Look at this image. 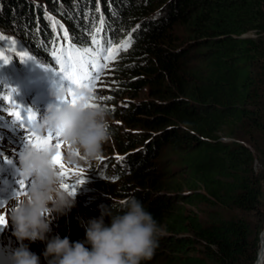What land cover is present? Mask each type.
Instances as JSON below:
<instances>
[{"label": "trees", "instance_id": "1", "mask_svg": "<svg viewBox=\"0 0 264 264\" xmlns=\"http://www.w3.org/2000/svg\"><path fill=\"white\" fill-rule=\"evenodd\" d=\"M53 17L82 47L132 38L106 109L121 122L110 124L112 140L129 149L120 164L128 199L165 231L146 264H254L264 229V0H0L3 31L44 58L58 41ZM127 93L147 98L116 108ZM177 175L176 193L162 196ZM82 224L61 238L85 241ZM30 244L47 264L45 243Z\"/></svg>", "mask_w": 264, "mask_h": 264}, {"label": "clouds", "instance_id": "2", "mask_svg": "<svg viewBox=\"0 0 264 264\" xmlns=\"http://www.w3.org/2000/svg\"><path fill=\"white\" fill-rule=\"evenodd\" d=\"M60 27L69 37L67 30ZM128 51H124L112 65L109 71L111 80L118 75L119 62ZM46 59L51 60V55ZM71 92L76 98L74 104L67 98L70 96L69 88L52 89L55 102L47 106L38 131L41 134L52 132L64 145L70 146V150L66 151L67 163L76 166L82 161L73 178L81 194L72 195L65 190L67 184L64 186L63 178L53 164L57 155L55 147L42 149L26 142L18 154L15 171L18 180L27 183L28 187L22 197L13 193L15 202L8 209L12 234L20 244L11 253V264H41L40 252L30 244L37 241L46 245L42 255L47 264H146L154 256L164 229L145 210L141 201L129 198L116 202L120 192H111L106 185H98L101 179L115 185L124 175L120 170L123 160L120 154L116 153L112 163L102 158L103 145L108 141L114 143L110 131L113 120L107 105L86 107L80 99L86 92L81 89H71ZM6 163L13 165L14 162L6 160ZM109 166L112 169L107 173L105 170ZM112 205H118V208L124 206L122 214H114ZM74 213L77 220L73 217ZM88 213L100 217L87 222L85 217ZM66 214L68 220L63 221L65 225L83 223L85 241L72 242L67 237L61 238L64 231L49 237L53 219ZM71 217L73 219L69 220ZM105 217H110V223L105 222ZM66 230V233L70 232V228ZM261 237L254 264H264V232Z\"/></svg>", "mask_w": 264, "mask_h": 264}, {"label": "rangeland", "instance_id": "3", "mask_svg": "<svg viewBox=\"0 0 264 264\" xmlns=\"http://www.w3.org/2000/svg\"><path fill=\"white\" fill-rule=\"evenodd\" d=\"M66 33V31H65ZM0 37L2 38V41L0 42V46L4 45L6 42L12 40L13 38L12 37H9L7 34H6V31L4 32L3 29L0 27ZM67 46H74V47H77L79 48L78 46H76L75 44H72L68 37L66 36H63L61 39H60V43L56 49V52L52 55V59L51 60H47L45 62H42V61H38V60H35L33 59V57L28 53L30 52V49H28L27 47H25L23 44H20L18 41L16 42V44L11 47L7 53H6V57L8 58L7 59V62L15 57H18V56H21V60L25 63H27V65L29 66L28 69H31L33 66H37V67H40L41 69H44V70H48L49 68H55V65L53 63V59L54 57L59 53L62 49H64L65 47ZM21 48H23V52L27 53V55L29 57H31L30 60L28 59H22V53H21ZM83 49V48H81ZM7 62H4V65H6ZM56 66H57V70L60 71V63L58 62V60L56 61ZM1 71L5 72L6 73V69H5V66L3 68L0 69ZM90 73H92V77H93V81L94 84H93V91L91 94L88 93L87 91V88L85 87H79L77 85H74L72 84L70 81L66 80V79H63V77L61 78V80H58L56 79V76L54 75L53 78L50 80V83L48 84H45L43 85V90L41 91V95L48 98L49 99V102H47V104L49 105L50 103H54V99L51 95V92H52V89L54 87H67V88H70L71 86H74L75 89H81V90H84L86 92V95H90L91 96V99L89 100V103L90 104H94V105H99V106H103L106 105V97L108 96H112V94L114 93L113 91V88H116L118 91V93H120V88H121V85L123 86L122 84V79H121V74L120 72L118 73V75L111 81H109L107 84L105 82V79H104V76L102 74V72L100 71L99 73L96 72V69L95 67L92 65V68L91 70H88ZM104 74L106 75L107 78H109V69L107 68V70L104 72ZM26 75H30V73L28 71H26ZM41 76H43V74H40ZM85 84L88 83V81H85L84 82ZM77 86V87H76ZM26 89L23 88L22 89V93L24 96L25 95V91ZM85 95V96H86ZM68 99H72L73 97L72 96H69L67 97ZM101 98H104V99H101ZM147 98V94L146 93H142V94H137V96H134L130 93H127L125 95H123V97L119 98L116 102V108H118V106L120 105V103H124V104H127V102H131V103H135V104H138L140 100H145ZM47 104H45L44 102H42L37 96H34L32 98H29V99H21V112L23 114L24 110L27 111V110H32L36 116H37V120L35 122H33V124H31V129L34 128V130L36 131L38 129V125L40 123L39 121V118L40 116H44L45 113H46V108H47ZM119 111H117V113L119 114H122V109H118ZM112 120H113V123L117 124V125H121V122L119 121V118H116V117H110ZM135 129V128H133ZM132 128H128L127 130L128 131H131L133 130ZM141 132V131H140ZM115 140V139H114ZM118 141V140H117ZM121 142H110L108 141L107 143H105L103 145V155H102V158L104 160H106L107 163H112V159L115 158L116 156V153L120 154L121 158H123V155H126L127 152H128V147L129 145H127V149L126 151H123L121 147H118L117 144H120ZM70 150V148L67 146V145H64L63 144V147L60 149V152L63 154V159H62V163L65 164V167L69 164L67 163L66 161V151ZM57 159H61L59 156L57 157ZM113 166V165H112ZM56 168L61 171L63 169H61L59 167V165L56 166ZM118 169V167H116ZM111 166H109L105 171L107 173H110L111 172ZM164 171H169L171 170V168H167V167H163L162 168ZM172 172H175L177 169L176 168H172ZM263 169L260 168V165L257 164V171L261 172ZM117 172L119 173V171L117 170ZM124 177H120L115 185L117 187V191L120 192V195H118V198L116 200V202H119L121 200H127L128 197H129V192L124 190V186H126L128 189L131 188V185L125 181V179H123ZM180 179V177L177 175L175 176L174 178L170 179V180H167L164 184V188L162 190H159L161 195H166V194H169V195H173L176 193V190L175 189H172V185L178 181ZM97 182V181H96ZM99 186H105L101 180H100V184H98ZM137 187H135L134 189H136ZM139 190V189H137ZM109 194H113V193H110L108 192ZM123 206V205H122ZM121 208V207H120ZM195 212H198L197 208H193ZM0 215H5L6 216V219L8 221V224L7 226L5 227L4 231L3 232H0V235L6 231H8L9 229H12L11 225H10V221H9V214H8V211H4L2 209H0ZM100 215H94V214H86V219H87V222L92 219V218H99ZM73 218L71 217L69 220H72ZM164 229V228H163ZM12 232H13V229H12ZM262 232V231H261ZM164 234H165V231H164ZM4 241V237H1L0 236V242L3 243Z\"/></svg>", "mask_w": 264, "mask_h": 264}, {"label": "snow or ice", "instance_id": "4", "mask_svg": "<svg viewBox=\"0 0 264 264\" xmlns=\"http://www.w3.org/2000/svg\"><path fill=\"white\" fill-rule=\"evenodd\" d=\"M100 24L102 29L103 17H101L100 19ZM66 36L67 33H65V37ZM93 41L94 43L99 44V41H96L95 38H93ZM111 43L112 42L110 39L109 47L107 49L100 47L95 52H93L91 48L81 49L74 46H67L62 49L59 55L57 56V60L60 63V73H63V79H66L72 84L77 85L79 87L87 88L88 93L91 94L93 91L94 82L92 73L88 71V65L91 63L95 67L96 72L99 73L100 71H102L103 68L107 67L106 64L100 63V57L103 56L104 60L106 61L115 60L121 50L127 51V49L131 47L132 38H129L128 40L124 41L122 44H120L119 47H112ZM21 53L22 59H31V57H29L27 53L23 52V48H21ZM7 59L8 58L6 56L0 53V61L7 62ZM85 81H88V83L85 84ZM13 91L16 90L13 89ZM70 96L73 97L70 102L74 104L76 102V98L71 92V89ZM0 97H4V94L0 93ZM4 98L8 99L9 103L13 104L14 107L19 109V105H17L16 102L13 101L10 97ZM80 99L84 102L86 107L97 106L89 103V100L91 99L90 95L83 96ZM107 99H111V97H107ZM9 115L16 118L14 122L19 123V127L26 133L25 139L27 143L33 144L34 146H37L42 149L48 147H55L57 149V155L53 159V164L55 167L59 165V167L64 170L62 173H60L61 175H67L68 169H66L65 164L61 162L63 159V154L60 152V149L63 147V143L59 140L58 136L53 134L52 132H49L46 136H43L37 134L34 128L29 129L28 125L33 124V122L37 120L36 114L30 109L27 111L24 110L23 114L20 110L10 111ZM53 139L56 140V143L54 145L52 143ZM68 147L70 148V146ZM76 155H79V153H76ZM58 156L61 159H57ZM8 160L12 161L10 159ZM81 183H85V181H81ZM17 185L19 186V188L25 187V183L22 180H18ZM21 194L25 193H20L17 188V190L15 191V196L18 197ZM71 194L76 195L75 188L72 189ZM5 203V200H0V208L4 207ZM7 224L8 221L6 219V216L0 215V232L4 231Z\"/></svg>", "mask_w": 264, "mask_h": 264}, {"label": "bare ground", "instance_id": "5", "mask_svg": "<svg viewBox=\"0 0 264 264\" xmlns=\"http://www.w3.org/2000/svg\"><path fill=\"white\" fill-rule=\"evenodd\" d=\"M6 34H7V33H6ZM7 35L10 37L9 34H7ZM12 38H13V37H12ZM30 52H31V49H30ZM0 72L6 76V80H7V89H12V88H14V87L17 86V85H21V82L16 81V80H14V79H12V78H9L5 72H3V71H1V70H0ZM44 75H46V73H44ZM28 94H29L28 92H25V95H28ZM1 184H3V181H2V180L0 181V187H1ZM262 232H264V229H263ZM261 239H262V237H260V240H261Z\"/></svg>", "mask_w": 264, "mask_h": 264}, {"label": "water", "instance_id": "6", "mask_svg": "<svg viewBox=\"0 0 264 264\" xmlns=\"http://www.w3.org/2000/svg\"><path fill=\"white\" fill-rule=\"evenodd\" d=\"M263 228H264V225H263ZM263 230V229H262ZM262 233V232H261ZM261 233H260V237H261Z\"/></svg>", "mask_w": 264, "mask_h": 264}, {"label": "built area", "instance_id": "7", "mask_svg": "<svg viewBox=\"0 0 264 264\" xmlns=\"http://www.w3.org/2000/svg\"><path fill=\"white\" fill-rule=\"evenodd\" d=\"M223 140H227L226 138H223Z\"/></svg>", "mask_w": 264, "mask_h": 264}]
</instances>
